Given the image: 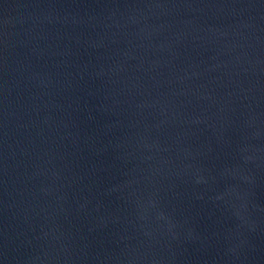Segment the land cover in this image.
Masks as SVG:
<instances>
[{"label":"water","instance_id":"obj_1","mask_svg":"<svg viewBox=\"0 0 264 264\" xmlns=\"http://www.w3.org/2000/svg\"><path fill=\"white\" fill-rule=\"evenodd\" d=\"M0 264H264V0H0Z\"/></svg>","mask_w":264,"mask_h":264}]
</instances>
